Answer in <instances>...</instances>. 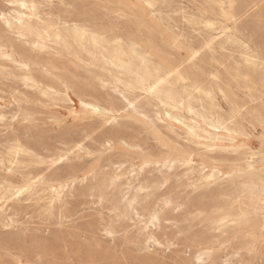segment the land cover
<instances>
[{"label": "snow or ice", "instance_id": "6c2138e0", "mask_svg": "<svg viewBox=\"0 0 264 264\" xmlns=\"http://www.w3.org/2000/svg\"><path fill=\"white\" fill-rule=\"evenodd\" d=\"M0 264H264V0H0Z\"/></svg>", "mask_w": 264, "mask_h": 264}, {"label": "rangeland", "instance_id": "374dc122", "mask_svg": "<svg viewBox=\"0 0 264 264\" xmlns=\"http://www.w3.org/2000/svg\"><path fill=\"white\" fill-rule=\"evenodd\" d=\"M20 2H28V3H30V2H32V0H20ZM58 2H60V0H58ZM76 2H81V0H76ZM190 2L195 3V2H197V0H190ZM254 2H256V0H254ZM20 11L23 13L24 10L21 9ZM72 22L74 23L75 21H72ZM225 43H226V41H225ZM20 89L23 90V83H20ZM25 91H29L30 92V91H32V89L29 88V89H27ZM141 95H143V94H138L136 96V102L137 103H142V105L144 107H146V108L149 107L147 101H141V99H140ZM78 106H79V104L77 102V107ZM151 110L152 111H155L154 106H152ZM65 115H66V113H65ZM40 167H43V165H36V166H34L33 171L38 170ZM31 174H32V171H29V175H31ZM48 196L50 197L51 194L49 193ZM56 203L57 204L59 203V200L58 199H57ZM49 204H50V206L55 207V205H52L51 204V200L50 199H49ZM32 207L34 209V206H32ZM65 208H66V211L70 212V214L72 216L79 217L81 219V221L84 220V205L83 204H81L79 202H76V201H73L72 198L69 197L68 202H67ZM25 211L28 212L29 215L31 214V212H29L28 206L26 204H25ZM56 216L59 217V209H56Z\"/></svg>", "mask_w": 264, "mask_h": 264}]
</instances>
